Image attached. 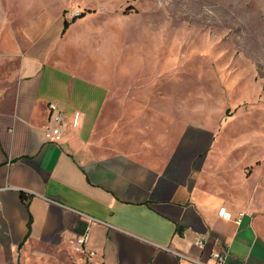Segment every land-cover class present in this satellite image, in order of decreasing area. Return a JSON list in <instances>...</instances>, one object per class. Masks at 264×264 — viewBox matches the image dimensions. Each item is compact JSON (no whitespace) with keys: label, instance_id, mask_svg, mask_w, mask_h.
Here are the masks:
<instances>
[{"label":"crops","instance_id":"obj_1","mask_svg":"<svg viewBox=\"0 0 264 264\" xmlns=\"http://www.w3.org/2000/svg\"><path fill=\"white\" fill-rule=\"evenodd\" d=\"M82 18L68 29L39 0H0V264H194L168 249L210 264L214 253L227 254L224 264H264V217L200 185L210 155L201 162L209 145L205 137L200 150L197 129L174 142L133 119L105 134L109 102L125 97L127 112H147L151 103L135 100L151 94L120 90L96 57L98 36L79 32ZM83 48L93 56L78 58ZM51 103L69 123L80 114L59 143L45 138ZM116 129L134 133L123 140ZM81 214L102 222L91 227L93 257L74 249L89 226Z\"/></svg>","mask_w":264,"mask_h":264},{"label":"rangeland","instance_id":"obj_2","mask_svg":"<svg viewBox=\"0 0 264 264\" xmlns=\"http://www.w3.org/2000/svg\"><path fill=\"white\" fill-rule=\"evenodd\" d=\"M39 3L55 15L61 11L68 29L85 13L78 30L98 36L96 57L105 71H113L120 90L151 94L135 100L151 103L147 112H138L139 106L127 112L125 97L120 106L109 102L101 118L107 136L114 130L111 123L133 119L145 122L148 134L156 126L174 142L197 129L200 143L206 137L209 145L200 149L201 162L210 155L200 170V185L226 203L264 217V0ZM76 56L84 60L93 55L83 48ZM159 91L161 102L154 95ZM156 107L162 111L154 112ZM115 132L127 140L134 130Z\"/></svg>","mask_w":264,"mask_h":264},{"label":"built area","instance_id":"obj_3","mask_svg":"<svg viewBox=\"0 0 264 264\" xmlns=\"http://www.w3.org/2000/svg\"><path fill=\"white\" fill-rule=\"evenodd\" d=\"M49 112L50 114H49L48 125L45 129V138L49 142L59 143L64 139L65 133L70 127V125H72V127L78 126L80 114L76 113L73 122L69 123L67 115L62 110H60L56 104L51 103L49 105ZM1 205L2 202L0 201V207ZM81 215L89 220V226L87 228V232L84 235L76 237L73 240L74 249L78 253L86 254L89 257H93L96 254V252L88 247L90 242L91 227L95 223H102V222L101 220L89 216L87 214H81ZM220 215L224 218H229V219L231 218V214L226 211V208L221 209ZM199 244L201 247L204 246L203 238L199 240ZM168 251L180 257V259L184 261H188L194 264H210L208 261H205L201 258H193L185 254H180L179 252L173 249H168ZM212 257L215 260V264H224L227 258V254L214 253Z\"/></svg>","mask_w":264,"mask_h":264},{"label":"trees","instance_id":"obj_4","mask_svg":"<svg viewBox=\"0 0 264 264\" xmlns=\"http://www.w3.org/2000/svg\"><path fill=\"white\" fill-rule=\"evenodd\" d=\"M84 16H85V13L79 15L78 17L80 18V17H84ZM67 26H68V22L65 23V27H67ZM22 199L25 202L26 206L29 208V199H28V197L25 194H23L22 195Z\"/></svg>","mask_w":264,"mask_h":264}]
</instances>
